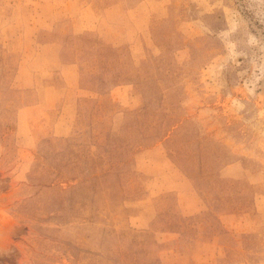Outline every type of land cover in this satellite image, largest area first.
I'll return each instance as SVG.
<instances>
[{"label":"rangeland","instance_id":"obj_1","mask_svg":"<svg viewBox=\"0 0 264 264\" xmlns=\"http://www.w3.org/2000/svg\"><path fill=\"white\" fill-rule=\"evenodd\" d=\"M263 78L264 0H0V264H264Z\"/></svg>","mask_w":264,"mask_h":264},{"label":"bare ground","instance_id":"obj_2","mask_svg":"<svg viewBox=\"0 0 264 264\" xmlns=\"http://www.w3.org/2000/svg\"><path fill=\"white\" fill-rule=\"evenodd\" d=\"M263 87H264V78H263V84H262V91H264V88Z\"/></svg>","mask_w":264,"mask_h":264}]
</instances>
